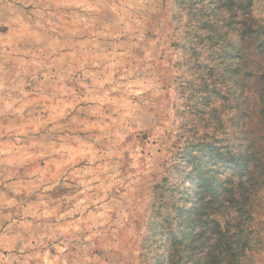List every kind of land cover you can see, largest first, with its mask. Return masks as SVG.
<instances>
[{"label":"rangeland","instance_id":"rangeland-1","mask_svg":"<svg viewBox=\"0 0 264 264\" xmlns=\"http://www.w3.org/2000/svg\"><path fill=\"white\" fill-rule=\"evenodd\" d=\"M243 39L255 78L264 0H0V264H192L194 207L240 248L210 264H264V173L234 203L190 179L263 143Z\"/></svg>","mask_w":264,"mask_h":264},{"label":"trees","instance_id":"trees-1","mask_svg":"<svg viewBox=\"0 0 264 264\" xmlns=\"http://www.w3.org/2000/svg\"><path fill=\"white\" fill-rule=\"evenodd\" d=\"M244 38V35H241ZM252 40L259 39L260 35L257 32L252 35ZM246 45L245 39H243V46L238 55V62L236 64L233 63L229 67V71L235 72L239 76V82L241 84V93L238 96L237 103L241 110L244 111L245 118L248 115H256L260 119V124L264 127V68L261 71H258V74L254 78L253 75H244L242 73V69L244 63L246 62V54L249 49ZM259 51V49H258ZM256 56L264 57V53L260 54L257 52L256 48ZM235 65V66H234ZM249 77V78H246ZM264 129L259 133L258 140L263 143H259V145L255 146V139L250 140L248 138L247 133H240L243 135V144L246 147L245 151H237L236 153L233 150L226 149H214L211 157L217 156L220 161H223V164L228 167V169H232L233 172L231 175L221 178L217 174V165L218 163H205V167L203 169H199L196 177H192L190 179L195 180L194 186L198 188V195L201 194V197L210 196L213 200H218V194L216 191L221 189L222 191H227L229 194V199L231 203L238 202L239 198L241 201L242 196H244L245 191V182L248 179H251L256 176L257 170L259 169V173H264ZM243 146V145H242ZM243 146V147H244ZM260 164V167L253 164ZM212 165V166H211ZM260 175V177H261ZM259 176V175H258ZM237 177V180L235 178ZM189 190V188H186ZM187 190V191H188ZM210 204V201L206 203ZM239 206L240 204L237 203ZM240 207V206H239ZM195 208V207H194ZM194 216L192 217L191 233L193 237V246L195 249L190 250L187 247L184 248L183 252H185L184 257H181V260L192 261V264H210V260H214L216 258V250L218 248H222L223 246H227L226 250L228 251L230 257H235L236 250H240V248H236L232 246V242L230 240L229 235H222L223 233H227V227H221V223L217 220L211 219H203L202 216H199V209H194ZM186 212V211H185ZM208 222L210 224H208ZM202 223H206L208 227H210L209 232L204 228ZM220 227V229H219ZM194 231V234H193ZM209 233V236L205 241H203L202 237L206 236ZM220 237V240H216L215 244L211 245L210 241L216 236ZM224 236L227 239L226 243L224 242ZM174 240H178L177 242L181 244V240L179 238H174ZM198 241V242H197ZM201 243V244H200Z\"/></svg>","mask_w":264,"mask_h":264}]
</instances>
